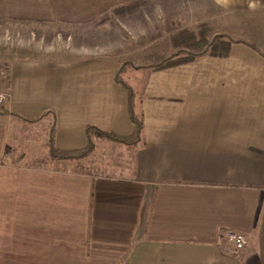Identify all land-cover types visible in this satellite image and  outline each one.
Instances as JSON below:
<instances>
[{
    "label": "crops",
    "instance_id": "1",
    "mask_svg": "<svg viewBox=\"0 0 264 264\" xmlns=\"http://www.w3.org/2000/svg\"><path fill=\"white\" fill-rule=\"evenodd\" d=\"M203 24L245 43L117 81L136 28L172 44ZM0 66V264H264V0H0ZM132 109L137 144L102 135H132ZM52 128L92 152L52 158ZM111 146L113 168L92 170ZM226 231L249 238L240 258Z\"/></svg>",
    "mask_w": 264,
    "mask_h": 264
},
{
    "label": "trees",
    "instance_id": "2",
    "mask_svg": "<svg viewBox=\"0 0 264 264\" xmlns=\"http://www.w3.org/2000/svg\"><path fill=\"white\" fill-rule=\"evenodd\" d=\"M237 43H245L243 41H237L228 35L218 34L215 35V29L207 24H203L198 27L197 31L185 29L178 35L172 37V46L176 49V52L169 55H157L156 62L146 69L151 71H158L166 68L175 67L178 65L186 64L197 60L203 56L212 57H227L231 50V47ZM252 46V45H250ZM254 47V46H252ZM255 48V47H254ZM121 71L117 76V81L122 82ZM131 94V92H130ZM132 106L135 93L132 90ZM132 122L134 124V132L130 136H118L115 134L101 131L102 135L112 141L124 144L135 145L141 140L142 135V121L134 114L133 109L131 112ZM92 128H88V132L91 133ZM48 145L50 147V155L52 158L79 160L86 158L93 150V144L90 141L89 146L86 149L80 151H65L55 147L54 143V128H52Z\"/></svg>",
    "mask_w": 264,
    "mask_h": 264
},
{
    "label": "rangeland",
    "instance_id": "3",
    "mask_svg": "<svg viewBox=\"0 0 264 264\" xmlns=\"http://www.w3.org/2000/svg\"><path fill=\"white\" fill-rule=\"evenodd\" d=\"M175 12H169L170 17L175 15ZM185 23L184 25H186ZM197 28L190 30L197 31ZM134 30V29H133ZM136 34L133 33L132 36H134V39L132 40V57H130L129 54V44L126 42L124 46V52L120 53L121 56V75L120 78L123 83L130 86L131 82V76H132V85L137 86L140 84H144L145 82V74H147L149 69H146L147 66H150L156 62V56L157 55H169L173 54V46L171 44V31H174L175 29H171L169 32L167 28L165 27H154L151 29L147 28H136ZM170 30V29H169ZM138 31V33H137ZM176 31V30H175ZM133 32V31H132ZM153 35H159L157 40L152 38ZM168 35V36H167ZM57 38V37H56ZM53 41H49L47 39H43L44 41L40 40V37L38 35H32L31 37H27V41L31 43H36V46L41 49H49V50H65V49H71L70 44L56 39ZM9 43H12L14 46L16 45L17 41L14 40V43L12 42V38H8ZM154 39V40H153ZM46 40L48 41L46 43ZM20 42V41H19ZM18 44V43H17ZM173 52V53H172ZM4 68V69H3ZM5 70V67L0 66V70ZM132 74V75H131ZM100 148V146H99ZM99 151L95 157H91L90 159V167L103 165L110 166L112 169V164L115 163V151L112 146L109 150L104 148V150H97ZM81 160V159H79ZM91 169V168H90Z\"/></svg>",
    "mask_w": 264,
    "mask_h": 264
},
{
    "label": "built area",
    "instance_id": "4",
    "mask_svg": "<svg viewBox=\"0 0 264 264\" xmlns=\"http://www.w3.org/2000/svg\"><path fill=\"white\" fill-rule=\"evenodd\" d=\"M6 76L10 75V70H5ZM8 92L6 90H0V106H5L8 100ZM226 248L225 253L233 258H240L243 251L249 244V238L239 232L226 231L225 232Z\"/></svg>",
    "mask_w": 264,
    "mask_h": 264
}]
</instances>
